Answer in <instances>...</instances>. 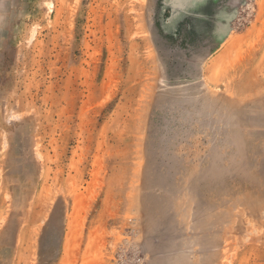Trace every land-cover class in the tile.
I'll return each mask as SVG.
<instances>
[{"label": "rangeland", "instance_id": "rangeland-1", "mask_svg": "<svg viewBox=\"0 0 264 264\" xmlns=\"http://www.w3.org/2000/svg\"><path fill=\"white\" fill-rule=\"evenodd\" d=\"M0 264H264V0H0Z\"/></svg>", "mask_w": 264, "mask_h": 264}]
</instances>
